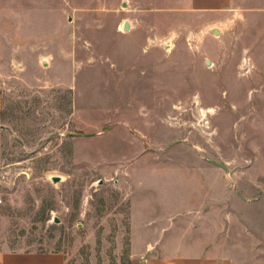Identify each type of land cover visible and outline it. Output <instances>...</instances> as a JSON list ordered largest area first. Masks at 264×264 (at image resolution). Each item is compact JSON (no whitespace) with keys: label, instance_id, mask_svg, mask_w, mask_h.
Listing matches in <instances>:
<instances>
[{"label":"rangeland","instance_id":"1","mask_svg":"<svg viewBox=\"0 0 264 264\" xmlns=\"http://www.w3.org/2000/svg\"><path fill=\"white\" fill-rule=\"evenodd\" d=\"M0 93V251L264 264V6L0 0Z\"/></svg>","mask_w":264,"mask_h":264},{"label":"crops","instance_id":"2","mask_svg":"<svg viewBox=\"0 0 264 264\" xmlns=\"http://www.w3.org/2000/svg\"><path fill=\"white\" fill-rule=\"evenodd\" d=\"M142 3L152 10H173L186 13H223L239 5L244 8H249L252 5L264 6V0H142ZM222 171L226 174L229 173L228 169L227 171L222 169ZM262 192L260 191L259 194ZM236 194L241 200L247 201L240 194ZM154 245L156 244H146L143 249H136L135 252H132L129 264H237L235 258L230 257L222 248L210 249L206 242L197 241L194 237L177 242L174 244L177 248L176 251L173 250L166 255L150 250V247ZM0 264L66 263L64 256L57 252L0 251Z\"/></svg>","mask_w":264,"mask_h":264},{"label":"water","instance_id":"3","mask_svg":"<svg viewBox=\"0 0 264 264\" xmlns=\"http://www.w3.org/2000/svg\"><path fill=\"white\" fill-rule=\"evenodd\" d=\"M123 5L125 6V3H123ZM123 29H124L125 32H128V31H129L130 26H129V23H128V22H124V24H123ZM209 32L212 33V34H215V35L219 33V31H218L217 29H212V30H210ZM206 65H208V61H206ZM214 164L217 165V166H219V167H221V168L224 169L225 171H227V169H226L223 165L218 164V163H214ZM52 181H53L54 183H56V182L59 181V178H58V177H53V178H52ZM100 183H101V182H100ZM55 223H58V222L55 221Z\"/></svg>","mask_w":264,"mask_h":264}]
</instances>
